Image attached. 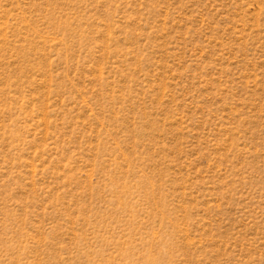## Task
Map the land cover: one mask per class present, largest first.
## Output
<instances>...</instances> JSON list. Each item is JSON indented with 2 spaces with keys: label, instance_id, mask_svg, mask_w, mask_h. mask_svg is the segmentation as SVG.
<instances>
[{
  "label": "rangeland",
  "instance_id": "374dc122",
  "mask_svg": "<svg viewBox=\"0 0 264 264\" xmlns=\"http://www.w3.org/2000/svg\"><path fill=\"white\" fill-rule=\"evenodd\" d=\"M0 264H264V0H0Z\"/></svg>",
  "mask_w": 264,
  "mask_h": 264
}]
</instances>
